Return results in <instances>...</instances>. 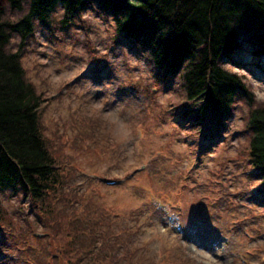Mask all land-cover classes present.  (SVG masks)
Here are the masks:
<instances>
[{"label": "rangeland", "instance_id": "rangeland-1", "mask_svg": "<svg viewBox=\"0 0 264 264\" xmlns=\"http://www.w3.org/2000/svg\"><path fill=\"white\" fill-rule=\"evenodd\" d=\"M35 28L22 61L43 95L46 135L77 192L69 205L79 208L92 195L113 219L111 229L126 230V244L115 245L117 264H264V191L249 159V105L239 102L225 124H204L210 134L194 135L199 122L178 117L174 86L154 87L150 57L124 38L115 45V29L97 4L64 32ZM22 41L17 33L11 48ZM235 70L264 105V72ZM2 197L18 225L13 236L0 229V264H61L60 248L50 250L59 258L43 248L52 231L31 200ZM32 223L37 235L23 240Z\"/></svg>", "mask_w": 264, "mask_h": 264}, {"label": "trees", "instance_id": "trees-1", "mask_svg": "<svg viewBox=\"0 0 264 264\" xmlns=\"http://www.w3.org/2000/svg\"><path fill=\"white\" fill-rule=\"evenodd\" d=\"M4 2L0 4V226L11 236L18 225L16 211H8L2 196L19 192L29 196L37 215L47 221L52 240L43 248L53 258L60 257L55 261H120L115 245L126 244V230L111 229L113 219L105 210H97L98 198L89 195L79 208L69 205V196L77 192L70 191L71 179L62 172L64 157L46 135L40 114L43 95L27 76L21 55L25 39L35 35L38 24L57 32L71 29L95 4L110 20L116 36L126 35L150 57L156 81L174 86L179 111L199 122L198 133L204 120L209 119L210 128L215 129L225 124L239 102L249 105V159L264 189V105L256 104L252 84L235 70L245 66L251 75L255 69L264 72V0ZM17 33L23 41L13 50L10 44ZM245 54L249 57L243 60ZM35 231L33 224L22 232V239L37 235ZM55 248H60L59 257L50 253Z\"/></svg>", "mask_w": 264, "mask_h": 264}, {"label": "bare ground", "instance_id": "bare-ground-1", "mask_svg": "<svg viewBox=\"0 0 264 264\" xmlns=\"http://www.w3.org/2000/svg\"><path fill=\"white\" fill-rule=\"evenodd\" d=\"M192 241H195V242H196V241H197V239H195V238H192Z\"/></svg>", "mask_w": 264, "mask_h": 264}]
</instances>
